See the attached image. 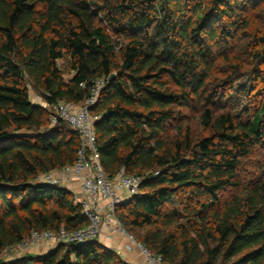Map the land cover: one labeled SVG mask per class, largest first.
I'll return each mask as SVG.
<instances>
[{"label": "trees", "instance_id": "trees-1", "mask_svg": "<svg viewBox=\"0 0 264 264\" xmlns=\"http://www.w3.org/2000/svg\"><path fill=\"white\" fill-rule=\"evenodd\" d=\"M260 1L0 0V254L31 230L89 223L69 190L33 182L71 165L79 141L65 122L50 124L27 84L55 107L82 103L103 78L89 107L100 163L109 177L120 168L141 177L116 208L124 229L165 264H264V177L240 174L254 147L264 153V93L253 107L227 108L245 62L222 70L218 61ZM252 45L254 91L264 36ZM195 106L201 137L182 124ZM0 264L129 263L91 240Z\"/></svg>", "mask_w": 264, "mask_h": 264}, {"label": "built area", "instance_id": "built-area-1", "mask_svg": "<svg viewBox=\"0 0 264 264\" xmlns=\"http://www.w3.org/2000/svg\"><path fill=\"white\" fill-rule=\"evenodd\" d=\"M103 84V78L94 80L89 96L77 106L58 102L54 107L49 116L50 124L65 122L78 136L75 160L71 165L38 172L33 178V182L58 187L77 180L80 191L77 203L89 223L77 229H65L61 226L57 230H31L9 249L30 252L45 243H84L98 240L104 232V237L109 241L115 234L123 235L126 238L124 250L136 251L142 258L141 264H165L162 255L152 252L143 242L129 234L116 215L117 206L139 191L141 177L127 173L123 168L117 170L113 177H109L100 163L93 128L94 117L90 114L89 107L95 102Z\"/></svg>", "mask_w": 264, "mask_h": 264}, {"label": "rangeland", "instance_id": "rangeland-1", "mask_svg": "<svg viewBox=\"0 0 264 264\" xmlns=\"http://www.w3.org/2000/svg\"><path fill=\"white\" fill-rule=\"evenodd\" d=\"M250 18V24L248 28H240L236 33L234 40L228 43L227 48H225L223 53H228L229 60H223L219 58V62L223 63L221 65L222 70H225L228 62L236 61L240 59L242 62H245L244 67L241 70L235 71L236 74L232 86L227 87L226 91H229V97L225 99L227 103V108H231L235 112H240L244 107L256 105L262 98L264 93V83L258 85L254 91H252V68L254 66L253 61V38L258 36H264V0L257 2V7L248 14ZM222 53V52H221ZM216 54V53H215ZM218 56V54H217ZM58 65L62 68L64 76L67 77L70 75L68 70V62L66 59L58 61ZM230 68V67H229ZM27 89L29 93L30 100L33 101H43L39 95L32 89L30 84H27ZM79 104H76V106ZM49 106V105H48ZM50 111H54V107H48ZM184 119L182 120L183 126H188L190 132L194 137H201L206 134V130L202 128L201 119H200V107L195 106L190 109H183ZM243 182L247 183L259 178L264 177V153L262 147H254L249 156L245 158L242 163V168L240 170ZM244 183V184H245ZM229 196L228 193L225 194ZM104 235V232H103ZM121 235V234H120ZM126 238L123 236V241L118 240L115 244L118 246L120 253H118L121 258L126 259H135L130 253L127 254L124 250V242ZM115 242V241H114ZM56 243H45L38 247H35L30 250V252H21L19 249H9V247L4 248L1 251L0 257L4 259H11L21 256L26 253L31 254H42L50 249L55 248ZM122 258V259H123Z\"/></svg>", "mask_w": 264, "mask_h": 264}, {"label": "crops", "instance_id": "crops-1", "mask_svg": "<svg viewBox=\"0 0 264 264\" xmlns=\"http://www.w3.org/2000/svg\"><path fill=\"white\" fill-rule=\"evenodd\" d=\"M33 103L39 104L41 106L44 107H49L47 103H45L44 101H33L31 100ZM64 188H66L67 190H69L71 192V194L73 195V197L75 198V200L77 201V199L80 197V191H79V182L77 180H73L70 183L66 184L64 186ZM118 240H122L123 241V235L120 234H115L113 236V239L111 241L107 240L103 234L100 235V237L98 238V241L103 244L104 246L114 250L116 253H120L119 249L117 248L118 246L116 245ZM115 241V242H114ZM126 242V241H125ZM124 242V243H125ZM116 243V244H115ZM127 254H129L127 252ZM132 256H134L135 259H126L123 258L124 261L128 262L129 264H141L142 263V258L140 257V255L136 252L133 251L130 253Z\"/></svg>", "mask_w": 264, "mask_h": 264}, {"label": "water", "instance_id": "water-1", "mask_svg": "<svg viewBox=\"0 0 264 264\" xmlns=\"http://www.w3.org/2000/svg\"><path fill=\"white\" fill-rule=\"evenodd\" d=\"M114 74L111 73L109 76H108V80H110L111 78H113Z\"/></svg>", "mask_w": 264, "mask_h": 264}]
</instances>
